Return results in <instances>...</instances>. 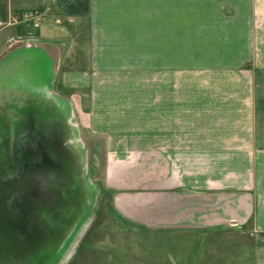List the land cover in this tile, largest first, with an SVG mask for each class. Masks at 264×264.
Listing matches in <instances>:
<instances>
[{"label":"crops","instance_id":"1","mask_svg":"<svg viewBox=\"0 0 264 264\" xmlns=\"http://www.w3.org/2000/svg\"><path fill=\"white\" fill-rule=\"evenodd\" d=\"M0 14V57L32 41L31 73L48 60L91 92L82 124L108 139L115 194L142 195L159 229L243 235L225 264H264V0H0Z\"/></svg>","mask_w":264,"mask_h":264},{"label":"rangeland","instance_id":"2","mask_svg":"<svg viewBox=\"0 0 264 264\" xmlns=\"http://www.w3.org/2000/svg\"><path fill=\"white\" fill-rule=\"evenodd\" d=\"M33 45L11 42L0 57V264L227 263L243 235L159 229L142 195L115 194L108 139L82 124L91 92L64 88L48 60L31 73L20 51Z\"/></svg>","mask_w":264,"mask_h":264},{"label":"bare ground","instance_id":"3","mask_svg":"<svg viewBox=\"0 0 264 264\" xmlns=\"http://www.w3.org/2000/svg\"><path fill=\"white\" fill-rule=\"evenodd\" d=\"M6 83V82H5ZM3 141V140H2ZM11 142V141H10ZM26 141H24V143H25ZM28 142V141H27ZM3 143V142H2ZM6 145V144H5ZM25 145V144H24ZM6 157V156H5ZM4 162V161H3ZM4 165H5V163H4ZM4 167V166H3ZM7 167V166H6ZM6 169V168H5ZM13 188V187H12ZM31 205V204H30ZM80 206V205H79ZM82 206V205H81ZM84 207V206H83ZM36 208H38V206L36 207ZM31 211V210H30ZM41 214V213H40ZM72 214V213H71ZM27 216V215H26ZM53 216V215H52ZM74 216V215H73ZM39 217V216H38ZM40 217H41V215H40ZM53 218V217H52ZM40 220V219H39ZM41 220H43V219H41ZM40 220V221H41ZM39 224V223H38ZM37 224V225H38ZM41 225V224H40ZM36 226V225H35ZM44 226V225H43ZM42 227V226H41ZM41 229V228H40ZM39 230V229H38ZM12 233V232H11ZM50 234V233H49ZM45 237V236H44ZM48 238V237H47ZM49 239V238H48ZM55 240V239H54ZM52 241V240H51ZM58 242V241H57ZM58 245V244H57ZM48 252V251H47Z\"/></svg>","mask_w":264,"mask_h":264}]
</instances>
